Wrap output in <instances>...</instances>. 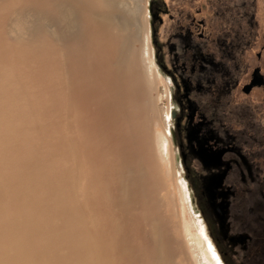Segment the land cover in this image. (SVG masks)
Segmentation results:
<instances>
[{
  "label": "bare ground",
  "instance_id": "6f19581e",
  "mask_svg": "<svg viewBox=\"0 0 264 264\" xmlns=\"http://www.w3.org/2000/svg\"><path fill=\"white\" fill-rule=\"evenodd\" d=\"M168 102L146 0H0V264H210Z\"/></svg>",
  "mask_w": 264,
  "mask_h": 264
},
{
  "label": "flooded vegetation",
  "instance_id": "af4514ba",
  "mask_svg": "<svg viewBox=\"0 0 264 264\" xmlns=\"http://www.w3.org/2000/svg\"><path fill=\"white\" fill-rule=\"evenodd\" d=\"M203 1L164 42L172 16L164 0L148 4L169 136L220 264H264V17L257 0Z\"/></svg>",
  "mask_w": 264,
  "mask_h": 264
},
{
  "label": "rangeland",
  "instance_id": "374dc122",
  "mask_svg": "<svg viewBox=\"0 0 264 264\" xmlns=\"http://www.w3.org/2000/svg\"><path fill=\"white\" fill-rule=\"evenodd\" d=\"M150 1L151 0H146L148 21H149L148 4ZM137 2H140V0L139 1L137 0ZM164 2L166 4L167 8L169 9V13L172 16V20L171 21L168 20L167 17L164 18L165 21L163 23L162 30L160 32V36H161L160 42H164L167 40L169 34L174 32L176 24L183 23L182 21L189 19V16H191V15L195 16L197 13L198 7L204 1L203 0H164ZM256 3H257L256 6H257V11H258L257 14L260 15L258 17L259 18L264 17L263 16L264 15V8H263L264 7V0H257ZM140 22H141V18H140ZM141 32H142V30L140 29V33ZM134 47L139 48V43L135 44ZM160 97H161L160 98L161 100L159 101L158 109H159L161 117H163L162 114H163V110L165 111V109H164L165 108V105H164L165 101H164V95H163L162 89H160ZM174 153H175V150H174ZM177 169H178V173L180 175L181 169H180L178 163H177ZM187 210H188V215H189V220H190L189 221L190 224L187 227L191 229L190 231L192 232L194 242L202 248V251L205 255V258L208 260V262L210 264H215L214 260H216V255L214 253L212 245L210 244V240H209V238H208V236H207V234L203 228L202 223L199 221L196 214H194L192 212V209L189 210V208H188ZM191 221H193L195 223H193ZM200 229L202 230V232ZM200 243H201V245H200ZM196 249H197V247H196ZM259 251H258L259 254L262 256L263 254L261 253V250H259ZM199 261L201 262L200 264H205V263L208 264L206 261L203 260L201 253H199ZM217 261H218V259H217Z\"/></svg>",
  "mask_w": 264,
  "mask_h": 264
}]
</instances>
